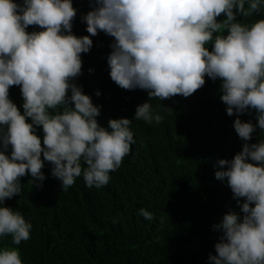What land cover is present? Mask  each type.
Returning a JSON list of instances; mask_svg holds the SVG:
<instances>
[{
  "label": "clouds",
  "instance_id": "1",
  "mask_svg": "<svg viewBox=\"0 0 264 264\" xmlns=\"http://www.w3.org/2000/svg\"><path fill=\"white\" fill-rule=\"evenodd\" d=\"M90 5L81 17L89 35L78 37L72 33L77 15L72 0H0V237L11 235L14 245L30 239L33 225L4 206L20 193L22 177L30 174L33 187H41L48 162L62 190L81 175L86 186L99 189L136 143L132 119L101 126V106L74 82L82 74L81 54L103 32L114 38L107 56L111 80L124 90L146 91L148 100L187 98L205 85V77L221 81L220 100L227 115L236 117L233 127L243 144L232 159L217 162L222 170L215 177L226 180L240 213L230 211L213 225L220 236L208 260L264 264V139L250 142L257 129L264 131V19L240 20L264 12V0H90ZM29 26L41 30L29 32ZM12 86H20L23 114L9 98ZM252 110L255 124L240 119ZM134 119L159 125L164 117L146 101L136 107ZM139 213L154 219L143 208ZM0 264H23L19 250H0Z\"/></svg>",
  "mask_w": 264,
  "mask_h": 264
},
{
  "label": "trees",
  "instance_id": "2",
  "mask_svg": "<svg viewBox=\"0 0 264 264\" xmlns=\"http://www.w3.org/2000/svg\"><path fill=\"white\" fill-rule=\"evenodd\" d=\"M72 4L77 9L72 33L89 35L81 17L91 10L90 0ZM259 19L264 12L240 18L248 24ZM91 39L93 47L81 54L82 74L74 82L101 106V126L110 119H132L136 143L99 189L86 186L81 175L62 190L48 162L41 187H33L30 174L22 177L20 193L4 206L33 225L30 239L14 245L11 235L0 237V250L18 249L23 264H210L209 253L215 254L220 236L213 225L230 211L240 213L226 180L215 177L222 170L217 162L232 159L243 144L233 127L236 117L227 115L220 100L221 81L205 77V85L187 98L148 100L146 91L124 90L111 80L107 56L114 38L99 32ZM9 98L23 114L20 86L10 87ZM146 101L164 117L159 125L134 119L136 107ZM240 119L255 124V110ZM36 134L42 142V129ZM260 139L264 131L257 129L250 142ZM142 208L154 219L140 215Z\"/></svg>",
  "mask_w": 264,
  "mask_h": 264
}]
</instances>
